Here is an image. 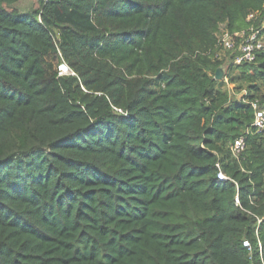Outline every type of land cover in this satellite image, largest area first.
<instances>
[{"label":"trees","instance_id":"16d2710c","mask_svg":"<svg viewBox=\"0 0 264 264\" xmlns=\"http://www.w3.org/2000/svg\"><path fill=\"white\" fill-rule=\"evenodd\" d=\"M17 1L0 0V264H264V49L214 57L264 0ZM227 61L242 98L214 77Z\"/></svg>","mask_w":264,"mask_h":264},{"label":"built area","instance_id":"2783aa9c","mask_svg":"<svg viewBox=\"0 0 264 264\" xmlns=\"http://www.w3.org/2000/svg\"><path fill=\"white\" fill-rule=\"evenodd\" d=\"M257 14V11L250 12L246 21L248 22L247 27L239 31H224L219 37L216 46L214 57L222 58L225 54L235 53L232 58L234 64L240 63L242 61H253L256 57V53L259 50L264 49V22L260 26H254L250 21ZM58 75H74V71L67 65L64 60H61L57 66ZM226 86L230 93H232L237 98H242L245 94V90L235 93L232 90V86L227 81V77L223 74ZM253 109V118L251 122L252 128L257 132L264 131V103L259 104L257 100L251 102ZM244 148V139L243 137H238L234 139L233 143L230 146L231 152L234 156H237L240 151ZM218 170L216 173V179L219 182H224L230 179L224 171L221 169L220 165L216 164ZM234 200L238 203V196H234ZM244 243V242H243ZM248 245V244H246Z\"/></svg>","mask_w":264,"mask_h":264},{"label":"rangeland","instance_id":"374dc122","mask_svg":"<svg viewBox=\"0 0 264 264\" xmlns=\"http://www.w3.org/2000/svg\"><path fill=\"white\" fill-rule=\"evenodd\" d=\"M12 6L15 7V8H17L20 11H27V10H29V9L34 8V7L37 6V0H18ZM227 65H228V61L222 67L223 73L226 72Z\"/></svg>","mask_w":264,"mask_h":264},{"label":"water","instance_id":"95a60500","mask_svg":"<svg viewBox=\"0 0 264 264\" xmlns=\"http://www.w3.org/2000/svg\"><path fill=\"white\" fill-rule=\"evenodd\" d=\"M223 69H222V66L221 67H218L217 69H216V71H215V78L216 79H221L222 78V76H223Z\"/></svg>","mask_w":264,"mask_h":264}]
</instances>
